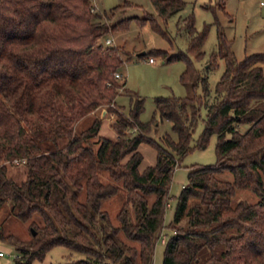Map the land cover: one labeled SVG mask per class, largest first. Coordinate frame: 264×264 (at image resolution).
Returning a JSON list of instances; mask_svg holds the SVG:
<instances>
[{"label":"trees","instance_id":"1","mask_svg":"<svg viewBox=\"0 0 264 264\" xmlns=\"http://www.w3.org/2000/svg\"><path fill=\"white\" fill-rule=\"evenodd\" d=\"M152 3L164 23L184 7L181 0ZM112 17L94 11L92 0H0V93L7 98L0 96V208L8 202L18 220L41 221H31L35 234L27 242L1 228L0 240L17 252L15 264L42 261L59 245L83 254L81 264H153L173 171L216 135L215 164L190 170L179 193L162 264H264V53L237 61L219 34L205 70H197L191 58L202 57L207 26L196 31L185 18L187 53L156 51L165 62L185 63L179 80L187 94L154 98V115L171 123L176 139L164 134L159 144L147 136L154 117L139 121V98L126 114L109 109L114 140L99 136L97 118L77 132L81 119L116 104L125 86L114 77L123 47L106 45L107 37L102 42L125 24ZM218 59L224 70L211 94L206 73ZM201 110L203 131L191 146ZM141 143L156 158L139 172ZM13 160L24 161L20 183L9 174ZM101 172L126 192L118 225L101 210L118 190L101 181ZM224 173L231 180L218 177ZM237 190L252 192L257 202L234 204Z\"/></svg>","mask_w":264,"mask_h":264},{"label":"rangeland","instance_id":"2","mask_svg":"<svg viewBox=\"0 0 264 264\" xmlns=\"http://www.w3.org/2000/svg\"><path fill=\"white\" fill-rule=\"evenodd\" d=\"M184 7L178 13L170 17L166 23L158 16L152 0H92L94 11L99 13H113L112 23L125 20L123 27L114 30L111 34L103 37L113 40L114 46L123 47L122 56L124 62L119 68L123 76L125 86L119 89L115 99L116 104L101 106L89 116L81 119L75 126L79 132L90 126L92 119L100 120L99 136L114 140L116 132L112 127L115 116L109 109H116L126 114L130 103L135 99H142L143 110L139 115V121L146 123L154 117L150 131L147 136L161 143L164 134L176 139V134L171 130V123L167 120H160L158 114L154 115L155 97H184L187 94L185 86L180 83L179 76L185 68L183 61L165 62L164 58L156 54V51H168L176 53L179 50L187 53L188 34L182 22L185 18H192L196 31H201L207 26V35L202 45L203 55L200 59H192L193 66L204 71L207 61L218 47V35L220 34L229 45L237 61L243 60L246 56L264 53V0H181ZM118 7L117 10L114 8ZM153 22V23H152ZM167 34L164 38L159 31ZM143 55H139L140 53ZM152 57L154 63L147 62ZM264 72V65H262ZM224 70L222 59L217 60V66L207 71V86L211 94ZM197 94L202 93V87L196 90ZM0 96L7 102L6 94ZM100 110L105 113L101 116ZM204 110H201L200 118L194 127L191 146L196 144L204 127ZM105 116V117H104ZM247 126L240 127L244 131ZM62 141H59V145ZM216 135H211L205 148H194L185 155L180 165L175 168L172 174L168 190V205L163 216V229L154 248L153 264H162L165 243L174 233L168 227L173 218L174 209L180 191L187 184V175L190 170L200 166L214 165L216 162ZM138 151L142 161L138 167L142 172L146 167L155 164L156 151L147 143H141ZM14 163L9 166L10 176L18 183L23 181L24 167L22 163ZM103 183H110L117 186V193L101 204L112 225H118L116 214L125 201L126 192L120 182L113 181L105 172L100 173ZM219 178L231 180L229 173L218 176ZM152 199V196L150 197ZM258 198L248 190H237L233 203L245 201L248 204L256 203ZM31 221L41 223L39 216L34 215L32 220L22 222L11 213V204L5 203L0 208V228L4 236L12 234L21 241L27 242L31 238ZM121 238L123 236L121 235ZM164 238V242L161 241ZM0 251L4 257L0 258V264H15V257L18 256L15 249L7 241L0 240ZM85 257L64 246L52 247L42 261H34L32 264H81L78 263Z\"/></svg>","mask_w":264,"mask_h":264},{"label":"built area","instance_id":"3","mask_svg":"<svg viewBox=\"0 0 264 264\" xmlns=\"http://www.w3.org/2000/svg\"><path fill=\"white\" fill-rule=\"evenodd\" d=\"M94 9H95V8H94ZM105 44H106V45H111V44H112V40L109 39V38H107V39L105 40ZM154 61H155V60H154L152 57H148L147 62H149V63H154ZM114 77H115L117 80H122V79H123V76H122L119 72H116V73L114 74ZM13 162L16 163V164H18L19 162L23 163L24 161H23V160H21V161L13 160ZM167 206H168V205H167ZM161 241L164 242V241H165L164 238H161ZM3 255H4L3 252L0 251V257L3 256Z\"/></svg>","mask_w":264,"mask_h":264},{"label":"crops","instance_id":"4","mask_svg":"<svg viewBox=\"0 0 264 264\" xmlns=\"http://www.w3.org/2000/svg\"><path fill=\"white\" fill-rule=\"evenodd\" d=\"M110 39V38H109ZM112 44H113V40H112ZM100 113H101V116L105 113V111L104 110H100ZM105 117V116H104ZM2 257H4V255L3 256H1L0 258H2Z\"/></svg>","mask_w":264,"mask_h":264},{"label":"water","instance_id":"5","mask_svg":"<svg viewBox=\"0 0 264 264\" xmlns=\"http://www.w3.org/2000/svg\"><path fill=\"white\" fill-rule=\"evenodd\" d=\"M141 55H143L144 53L142 52V53H140ZM31 233H32V235H34L35 234V232L31 229Z\"/></svg>","mask_w":264,"mask_h":264}]
</instances>
